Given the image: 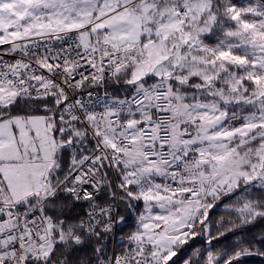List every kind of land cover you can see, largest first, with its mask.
<instances>
[{"label": "snow or ice", "instance_id": "obj_1", "mask_svg": "<svg viewBox=\"0 0 264 264\" xmlns=\"http://www.w3.org/2000/svg\"><path fill=\"white\" fill-rule=\"evenodd\" d=\"M254 257L264 0H0V264Z\"/></svg>", "mask_w": 264, "mask_h": 264}, {"label": "trees", "instance_id": "obj_2", "mask_svg": "<svg viewBox=\"0 0 264 264\" xmlns=\"http://www.w3.org/2000/svg\"><path fill=\"white\" fill-rule=\"evenodd\" d=\"M214 216L220 215V213L217 211L213 213ZM244 264H264V261H261L259 258H248L244 261Z\"/></svg>", "mask_w": 264, "mask_h": 264}]
</instances>
